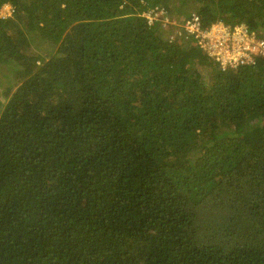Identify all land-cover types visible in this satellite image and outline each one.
<instances>
[{
  "label": "trees",
  "instance_id": "16d2710c",
  "mask_svg": "<svg viewBox=\"0 0 264 264\" xmlns=\"http://www.w3.org/2000/svg\"><path fill=\"white\" fill-rule=\"evenodd\" d=\"M182 2L0 0V264H264V58L143 16ZM193 2L264 37V0Z\"/></svg>",
  "mask_w": 264,
  "mask_h": 264
},
{
  "label": "built area",
  "instance_id": "2783aa9c",
  "mask_svg": "<svg viewBox=\"0 0 264 264\" xmlns=\"http://www.w3.org/2000/svg\"><path fill=\"white\" fill-rule=\"evenodd\" d=\"M2 8H8L9 12L7 15H0L3 18L13 12L10 5ZM143 16L149 25L160 21L162 27L169 28V42L191 38L199 50L218 62L223 70L253 64L255 57L264 58V37H258L256 32L249 30L245 25L228 27L222 22H217L203 27L195 13L180 20L168 15L163 9L156 8L145 12Z\"/></svg>",
  "mask_w": 264,
  "mask_h": 264
},
{
  "label": "rangeland",
  "instance_id": "374dc122",
  "mask_svg": "<svg viewBox=\"0 0 264 264\" xmlns=\"http://www.w3.org/2000/svg\"><path fill=\"white\" fill-rule=\"evenodd\" d=\"M192 1V2H191ZM191 1H189L188 2V0H187V2H186V0H183V2L182 3H180L181 4V6H180V13L178 14L179 16L180 15H185L186 13L187 14H191V13H193L195 10H194V4H192V3H194L193 2V0H191ZM178 4V2H174L173 4ZM9 12H8V8H2L1 9V11H0V15H7ZM260 33H262V31H259ZM259 32H257V34L259 33ZM264 32V31H263ZM259 35V34H258ZM260 36V35H259ZM261 37V36H260ZM7 69H6V66L4 67V69L2 70V72H6L7 73V71H6Z\"/></svg>",
  "mask_w": 264,
  "mask_h": 264
},
{
  "label": "clouds",
  "instance_id": "9594fccd",
  "mask_svg": "<svg viewBox=\"0 0 264 264\" xmlns=\"http://www.w3.org/2000/svg\"><path fill=\"white\" fill-rule=\"evenodd\" d=\"M5 6V5H4Z\"/></svg>",
  "mask_w": 264,
  "mask_h": 264
}]
</instances>
